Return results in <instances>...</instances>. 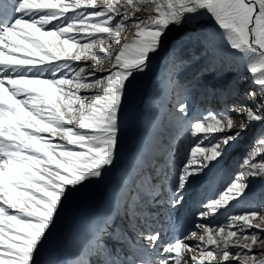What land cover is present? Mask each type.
Wrapping results in <instances>:
<instances>
[{"label":"snow or ice","instance_id":"snow-or-ice-1","mask_svg":"<svg viewBox=\"0 0 264 264\" xmlns=\"http://www.w3.org/2000/svg\"><path fill=\"white\" fill-rule=\"evenodd\" d=\"M161 53L197 68L170 113L182 151L105 221L95 264H264V0H0V264H51L60 213L114 165L129 95ZM198 95L231 103L198 115ZM256 125L227 181L186 211Z\"/></svg>","mask_w":264,"mask_h":264},{"label":"rangeland","instance_id":"rangeland-1","mask_svg":"<svg viewBox=\"0 0 264 264\" xmlns=\"http://www.w3.org/2000/svg\"><path fill=\"white\" fill-rule=\"evenodd\" d=\"M211 33L212 27L209 23L201 35L205 36ZM191 51L194 53L195 48ZM195 58L199 59V55ZM219 62L227 65L230 64L229 66L233 72L235 70L237 72L242 71L237 60L221 56ZM196 71L197 68L193 67L192 61L185 60L183 64L173 65L167 54L161 53L160 56L152 60L147 72L138 76L136 87L128 98L119 151L116 156V159L126 162V166L110 169V175L104 184L103 190H90L91 186L88 185L64 206L56 227L53 229V234L49 238L47 257L49 256L48 254H52L51 256H55L56 259L65 260V264H80L84 260L90 261L92 258L87 254L67 257L68 253L71 254L65 241L69 233V225L73 221L81 219L82 216L87 221L92 220L94 217H99L111 204L118 206L122 204V207H124L130 196L136 193L141 182L145 178L155 175L153 165L160 166L161 163H165V158L170 155L180 156L182 151L180 141L184 139V136L183 132L176 128L170 113L172 105L176 102L178 83L191 80ZM246 85V83L243 84V86ZM215 99L211 96L198 95L194 100L189 101L190 108H194L196 114L199 115L204 114L206 110H217L223 104L231 103V98L227 95L226 99L222 102H216L217 98ZM257 128H259V125L250 129L249 133L245 134L233 146L229 151L228 157L225 158L223 166L214 169L205 183L193 184L188 192L185 193L188 197L185 205L186 211H195L199 200L213 195L227 181L231 170L235 167L236 161L240 159L241 152L246 149ZM136 153H140V160L134 158ZM146 158L151 159V167L145 165L147 164L145 162ZM147 166L150 169L146 170ZM132 177L134 181H132ZM124 183L127 184L125 190ZM255 192L257 197L264 196V185L257 183ZM122 193L126 194L124 195V199ZM110 218L104 215L100 223V229L104 226L105 221H108ZM99 234L100 230L98 237ZM175 234V229L169 231L168 238H172ZM96 241L97 239L93 243L92 248L96 256L101 260L103 257L97 254L95 248ZM101 242L103 241L101 240Z\"/></svg>","mask_w":264,"mask_h":264},{"label":"bare ground","instance_id":"bare-ground-1","mask_svg":"<svg viewBox=\"0 0 264 264\" xmlns=\"http://www.w3.org/2000/svg\"><path fill=\"white\" fill-rule=\"evenodd\" d=\"M229 64V63H228ZM230 65V64H229ZM238 65V64H237ZM240 66V65H239ZM237 69V68H236ZM233 72V71H232ZM234 74H237L238 72L235 70L233 72ZM244 76H247L248 74L245 72L243 74ZM247 86V85H246ZM159 89V88H158ZM226 98V95L224 96ZM215 99V98H214ZM216 100V99H215ZM214 100V101H215ZM152 143V142H151ZM144 146V145H143ZM142 148V147H141ZM144 150V149H143ZM143 152V151H142ZM148 157V156H147ZM134 158L136 160H140V153H136ZM142 158V156H141ZM157 164V163H156ZM162 164V163H161ZM126 166V162H123L121 159H116L115 160V163L113 166L110 167V169H113V168H119L121 166ZM109 169V171H110ZM118 170V169H117ZM109 171H107V173L104 175L103 179L102 180H99L97 182H93L91 184H89L91 187H90V190H103V187H104V184L106 182V180L108 179L110 173ZM120 171V170H119ZM153 171V170H152ZM134 173V172H133ZM132 174V173H131ZM113 176V175H112ZM125 187H127V184L124 183V190L126 189ZM105 191V190H104ZM97 194V193H96ZM103 194V193H102ZM99 197V196H98ZM87 199V198H85ZM87 201V200H86ZM192 201V200H191ZM91 202V201H90ZM89 203V202H88ZM86 204V203H84ZM84 208V206H83ZM90 208V207H89ZM92 208V207H91ZM80 209V208H79ZM96 209V208H95ZM76 211V210H75ZM93 212V211H92ZM120 213L121 216H123V210L121 211V207H119L118 205H115V204H111L108 208H106L104 210V213L99 215V217H94L92 218V220L90 221H87L83 216L82 218L76 221H73V223L71 225H69V233L67 235V238H66V244H67V248L68 250L71 252L68 253V256L67 257H71V256H78V255H86V254H92L95 261H98L100 260L95 252H93V249H92V246H93V243L95 242V240L97 239L98 237V233H99V230H100V223H101V220L103 219L104 215L106 217L108 216H112L113 213ZM76 215V214H75ZM83 215V214H82ZM81 216V214H80ZM89 216V215H87ZM86 217V216H85ZM72 218V217H71ZM121 222V220L119 221V223ZM167 230V228H166ZM177 235H179L180 233L177 231L176 232ZM64 246V245H63ZM54 249V248H53ZM67 250V251H68ZM90 250V251H89ZM52 251V249H51ZM57 252V251H56ZM54 253V252H53ZM49 256L47 257L51 264H65V260L64 261H61L60 259H56L55 256H51L52 254H48Z\"/></svg>","mask_w":264,"mask_h":264}]
</instances>
